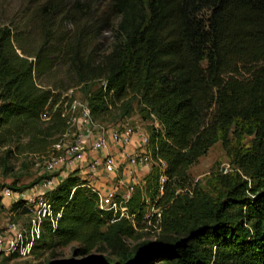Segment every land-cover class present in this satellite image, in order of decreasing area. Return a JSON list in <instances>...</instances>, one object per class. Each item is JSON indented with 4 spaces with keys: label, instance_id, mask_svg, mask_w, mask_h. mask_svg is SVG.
Returning a JSON list of instances; mask_svg holds the SVG:
<instances>
[{
    "label": "trees",
    "instance_id": "trees-1",
    "mask_svg": "<svg viewBox=\"0 0 264 264\" xmlns=\"http://www.w3.org/2000/svg\"><path fill=\"white\" fill-rule=\"evenodd\" d=\"M58 7L46 1L41 16ZM109 10L119 20L100 56L82 53L88 28L50 46L44 29L34 53L0 28L3 133L65 132L57 94L34 81L36 71L51 68L48 51L68 61L91 121L133 114L149 121L153 163L123 201L127 217L99 208L96 190L72 170L46 193L59 215L53 226L42 221L31 255L72 241L75 255L97 249L117 264H264V0H109ZM46 108L48 124L38 128ZM240 135L251 137L248 146L227 151L231 170L216 175L219 188L201 189L189 166L215 142L230 149V136ZM22 203L11 208L25 212ZM146 206L157 213L145 217ZM147 220L156 221L157 238L128 244Z\"/></svg>",
    "mask_w": 264,
    "mask_h": 264
},
{
    "label": "rangeland",
    "instance_id": "rangeland-1",
    "mask_svg": "<svg viewBox=\"0 0 264 264\" xmlns=\"http://www.w3.org/2000/svg\"><path fill=\"white\" fill-rule=\"evenodd\" d=\"M46 1L48 0H0V28L8 27L13 35L19 38L18 44L21 48L29 53L37 50L44 29L51 34L48 43L50 46L54 44L53 39H69L79 28H88L92 30V33L84 39L82 53L93 52L95 56H100L107 51L115 38L116 25L119 20V17L109 10V0H77L86 5L84 9L72 7L71 4L75 0H51L59 2V7L45 18L41 16L40 6ZM98 29L100 31L97 34ZM13 44L17 46L15 42ZM17 51L19 52L18 49ZM58 54L54 51L47 52L46 57L50 61L51 68L36 71L34 81L49 88L53 94H57V103L54 107L58 105L65 117L66 129L63 132L65 135L56 133L53 137L45 138L42 134L34 137L31 132L8 134L0 131V192L3 188L25 193L30 189H36L40 180L47 177L43 172L44 162L50 155L58 153L53 148V144L58 141L71 142L79 132H84L86 129L84 123L80 121L83 118L82 109L85 106L80 91L81 85L75 83L76 80L69 70L68 61L64 57H58ZM51 111L52 109H45L37 125L38 128L48 124L46 115ZM148 124L149 121H143L138 115L133 114L114 123L91 121L88 129L92 132L107 128L121 131L123 127L128 126L135 132L141 129L147 135ZM153 125L156 126L155 122ZM33 138L43 140V145H35ZM250 138L247 135L230 136V149H225L220 142H215L189 166L187 172L190 179L201 189L210 194L215 193L219 188L215 181L216 175L231 170L227 151L245 149ZM11 203V201H2L0 198V236L3 239L11 236L7 230L9 224L15 223L18 227L24 228L28 220L26 212H22L21 208H11ZM154 212L157 213V209L146 206L144 216L149 218ZM155 225L156 221L153 223L149 220L145 221L142 225L144 227L135 229L139 234L133 239H127L126 242L133 245L143 240H155L158 235ZM75 246L76 243L71 241L53 250L29 256L9 255L1 251L0 264H86V259L91 258L95 259L94 262L91 261L92 264L95 262L103 264L107 261L109 264H117L119 261L97 249L88 255H75L72 250Z\"/></svg>",
    "mask_w": 264,
    "mask_h": 264
},
{
    "label": "built area",
    "instance_id": "built-area-1",
    "mask_svg": "<svg viewBox=\"0 0 264 264\" xmlns=\"http://www.w3.org/2000/svg\"><path fill=\"white\" fill-rule=\"evenodd\" d=\"M82 116L83 118L80 121L83 122L84 125L89 126L91 120L86 105L82 109ZM96 133V137L93 138L90 143V148L93 150L106 148L108 142L123 145L129 144L131 137L136 132L131 127L125 126L121 131L110 128L109 130H99ZM63 135L65 134L63 133ZM83 144L84 139L79 133L71 142L58 141L54 143L53 148L58 151V153L50 155L44 162L43 172H45L47 177L40 180L36 189H30L27 193L24 191H12L8 188H3L1 190L0 198L2 201L14 202L22 200L28 220L24 228L18 227L15 223H11L7 226V230L11 233V236L6 239L0 236V252L3 251L6 254L17 256L31 255L33 246L40 239L42 221L48 220L52 226L55 224V217L59 215V212H53L46 197V193L58 183L53 179L52 174L54 172L65 171L67 174L71 172L72 167L76 166L77 163L83 159ZM138 144V149H132L131 152L125 156V179L117 178V184L109 187L107 191L104 192L91 186L96 190L98 197L97 205L99 208L118 212L119 215L126 216L123 201L130 196L133 186L137 185L134 168L143 166L149 169L153 163L150 151L147 148L146 134H139ZM97 164H100L102 170L108 174L116 173L120 166V163L115 161L110 155H105L100 160L95 159L88 163L90 167H95ZM160 166H164L163 161H160ZM123 184L127 186L126 192L118 193L117 187Z\"/></svg>",
    "mask_w": 264,
    "mask_h": 264
},
{
    "label": "crops",
    "instance_id": "crops-1",
    "mask_svg": "<svg viewBox=\"0 0 264 264\" xmlns=\"http://www.w3.org/2000/svg\"><path fill=\"white\" fill-rule=\"evenodd\" d=\"M86 128L84 132H79V134L84 139L83 144V159L76 166L72 167V170L76 169V174L87 181V183L94 187L95 189L104 192L107 191L109 187L115 186L117 183V178L125 179L124 167L125 156L131 152L132 149H138V137L139 134H145L141 129L136 131V133L131 137L130 143L123 145L118 143L108 142L106 148L93 150L90 148V143L93 138L96 137V132H92L91 129H88V126L84 125ZM110 128H107L109 130ZM142 150V148H141ZM105 155H110L115 159V161L120 163L116 173L108 174L105 173L100 164H97L95 167H90L88 163L92 160H100ZM149 169L143 166H137L134 168L135 180L138 183L142 184V178L148 172ZM66 172H54L52 177L55 181L59 182L66 176ZM126 184L117 187L118 193L126 192Z\"/></svg>",
    "mask_w": 264,
    "mask_h": 264
}]
</instances>
